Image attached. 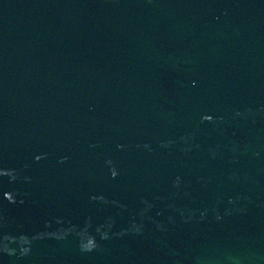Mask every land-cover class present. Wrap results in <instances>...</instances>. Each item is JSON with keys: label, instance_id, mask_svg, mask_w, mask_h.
I'll use <instances>...</instances> for the list:
<instances>
[{"label": "water", "instance_id": "water-1", "mask_svg": "<svg viewBox=\"0 0 264 264\" xmlns=\"http://www.w3.org/2000/svg\"><path fill=\"white\" fill-rule=\"evenodd\" d=\"M0 264H264V0H0Z\"/></svg>", "mask_w": 264, "mask_h": 264}]
</instances>
